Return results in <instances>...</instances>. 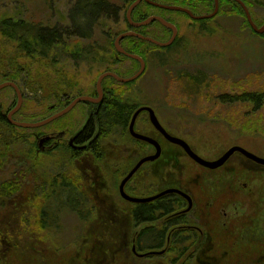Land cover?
<instances>
[{
	"label": "rangeland",
	"instance_id": "obj_1",
	"mask_svg": "<svg viewBox=\"0 0 264 264\" xmlns=\"http://www.w3.org/2000/svg\"><path fill=\"white\" fill-rule=\"evenodd\" d=\"M109 1L125 4L118 22L108 17L96 25L86 19V31L92 34L83 40L82 46L86 47L84 51L91 49V52L87 56L83 50L72 51L77 54V61L67 52L28 56L15 41L0 34V82H15L22 95V104L13 112L12 119L44 118L62 106L60 95L64 92L71 88L77 89L75 93L91 91L99 73L112 70L130 76L139 68L138 62L123 55L117 57L115 52V37L130 30L126 11L131 0ZM157 1L163 4L171 0ZM197 1L198 14H207L213 8L212 2L207 6L202 0ZM249 2L251 17L261 27L264 0ZM85 5L86 1L82 6ZM73 6V0H0V13L41 26L65 27L75 33L72 35L75 39L80 32H75L70 18ZM136 9L140 13L145 11L142 4ZM167 10L148 9V13H141L142 19L155 14L173 23L177 27L175 46L164 50L154 44H139L128 37L121 39L124 48L144 54L146 67L130 87L122 86L114 95L122 96L131 106H151L162 125L183 137L202 157L212 160L235 144L264 156V102L257 107L250 102L221 103L217 99L223 93L233 95L244 91L264 95V31H254L242 9L232 2L219 3L216 16L205 22L178 10ZM92 14L96 16V12ZM132 17L135 16L132 14ZM139 32L160 40L171 35L157 22L142 26ZM195 77L203 85L200 90L191 89L189 78ZM109 81L110 78L104 81L107 89L111 88ZM16 99L13 87L0 89V104L7 115L16 105ZM80 108L71 114L79 113ZM60 122L57 119L53 124ZM138 123L142 128L152 127L146 111L140 114ZM15 126L19 134L7 139L9 143L0 138V191L3 185L13 187V183L19 189L11 195L0 192V264H264V168L236 155L223 168L210 172L182 153L162 164L160 174L152 173L151 167L146 168L148 192L160 188V177L171 176L192 191L201 192L199 203L203 207L213 200L217 209L211 217L209 237H202L204 252L186 253L174 263L175 252L140 258L132 246L140 227L146 224L134 225V204L109 192L108 183L112 179L103 175L96 178L93 174V181L89 176L83 180L80 177L81 184L84 182L88 187L86 191L105 185L103 195L99 194L97 199L91 197L90 205L94 209L89 221L80 219L71 212L70 205L64 204L54 212L57 217L51 226L37 229L38 207L48 201L43 197L50 181L59 173L77 174L78 169L79 175H85L89 168L98 170L100 162L109 170L116 146L106 143L107 155L104 157L101 153L97 164L94 161L97 152L77 161L61 149L37 152L39 139L33 138V130ZM82 168L86 169L81 172ZM242 182L248 184L246 188ZM228 192L235 205L227 208L231 216L226 217L221 212L220 201ZM56 202H52L55 208L59 207ZM248 222H254L251 231L243 226ZM192 249L195 248L189 251Z\"/></svg>",
	"mask_w": 264,
	"mask_h": 264
},
{
	"label": "flooded vegetation",
	"instance_id": "obj_2",
	"mask_svg": "<svg viewBox=\"0 0 264 264\" xmlns=\"http://www.w3.org/2000/svg\"><path fill=\"white\" fill-rule=\"evenodd\" d=\"M131 18H133L132 13H131ZM141 20H137L133 18L134 22H140ZM127 25L130 30L133 31L139 30V27H135L133 25V22L129 20L127 22ZM91 34L92 33L85 34L82 37V40L89 38ZM125 50L130 53L135 52V51H130L126 48ZM116 54L117 57L118 55L125 56L123 53L120 54L117 52ZM109 77L111 80L109 81V85H111L110 89L109 88L107 89V86L104 85V81L106 79L104 78L101 81L100 89L98 88V86H96V82H95V84L91 88L92 90L89 92L78 91L75 93L74 91L77 89L74 88H71L70 91L64 92L63 94L60 95L62 106H60V108L57 109V111L67 108L68 105L76 101L78 97H88V98L91 97L92 100L91 99L79 100L65 114L57 117L56 119L51 120L50 122H47L44 125L30 128L34 132V134L32 135L33 138L39 139V143H38L39 146L37 148V152L57 151L61 149L63 152H66L69 156L71 155L73 160H77V161H79L81 158L92 156L93 153L97 152L94 157V161L96 162L94 163L97 164L98 163L97 160L100 159L101 153L103 154L104 157L105 155H107L104 149V145L106 143H109L112 146H116L113 150L116 152V156L114 155L110 159V163H112V166H110L109 170L106 168L105 165H102L100 162L99 167H97L98 170H96V168L94 167L89 168V171L85 172L86 173L85 175L84 174L79 175L80 174L79 169L77 174L76 173L69 174L66 172L59 173L56 175L57 179H55L54 177L49 183V184L53 183L51 185V187H53L54 189L53 193L54 195L56 194L60 195V193H57V191L60 190L59 186L60 183H62L61 180H63L64 182V188L66 189V192L68 191L69 193L66 196L61 195L60 197H58L59 196L58 195L57 197L54 196L50 198H53L58 201L61 200L66 201L70 199L71 202L72 200H75L76 202H83V201L90 202L91 197L92 199L99 198L100 197L99 194L102 195L104 194L105 191L104 184L100 185L99 189L93 188V190L88 189L87 191L86 189L88 187L86 186V184H84V182L81 184L82 182L80 178L81 176H82V180L83 178L85 179V177L87 178L89 176L90 180L93 181L95 179L93 174H95L96 178L100 175H103L106 176L107 179L108 178H110V180L112 179L111 183L107 182L109 184V187L107 188L108 191L111 192L114 196L118 195V197L125 200L121 195V190H120L121 181L126 177L128 172L137 165L139 160L147 157L148 155H153L157 152L155 145L153 143L140 139L136 136L134 137L131 133V129H129L134 112L141 106H137V107L134 106L133 110L128 112L126 116V120L124 121L123 124H113L108 126L106 125V123L104 124L102 119H100L103 104L109 102L110 100H112V98L118 97V96H113V94L116 92L118 88L125 86L124 84H121L118 80H116L113 76H109ZM80 105L83 106L82 109L80 108ZM75 108L76 109L80 108L79 113L76 112L74 114H71V112L75 110ZM55 113H52L44 118L37 119L35 121L45 120L47 117ZM140 114L141 112H139L136 115V119L133 125L134 132L145 136L147 135L152 139L156 140V142L159 143L160 146L159 148L160 153L158 157L155 158L154 160H147V162L144 161L139 166H137V169L133 172L132 176L128 178L124 183L125 184L123 187L124 193L126 195L128 194L135 198L149 197V196L159 195L160 192L164 190L176 188L181 192L186 193L187 196L183 194L181 195L176 192H171V193L160 194L158 197L149 200V202L136 203L129 200H125V201L132 202V204H134L135 207L132 209V212L137 209L138 204L146 203L155 206V204L160 202V200L169 199V201H171L172 208L168 210L153 209L154 218L151 220V227H154L160 232L163 231V236L161 237L162 247L153 248L154 254H163L164 252L167 251V252H171L172 254L175 252L176 256L180 257L182 255H185L186 253L187 255H192V254L196 255L197 251L204 252L205 248L203 247L202 244L203 238L209 237V233H211V225H212L211 217L216 215L214 213V210L217 209L216 206H213L215 202H213V200L208 201L207 205L203 207L202 204L199 203L200 199L202 198L201 192L199 193L198 191H192L186 186L181 185L182 182H180L178 179H173L171 176L170 178H167L164 175H163L164 178L160 177V182H162L160 188L156 190H149L148 192L146 168L151 167L150 169L152 173L160 174L163 166L162 164L169 162L170 159L173 158L174 156L178 157L182 153L185 156H187V158L190 159V157L185 152L184 148L164 138V136L160 133V131H158V129L154 127H146L148 128L147 131L146 128H142V124L138 125ZM57 119H60L61 122L58 125L53 124ZM35 121H30V122H35ZM42 127L45 128L43 129V131L40 132L36 131V129H41ZM149 129L151 130L149 131ZM166 130L170 134L177 136L173 134L169 129L166 128ZM190 148L193 147L190 145ZM193 150L198 155H200L195 148H193ZM236 155L240 157V159L242 158L243 161H249L257 167L259 166L264 168L262 164L255 163L248 157H244L239 152H235L230 157L232 158V156H236ZM230 159H228L225 162V164ZM191 160L195 164L200 166L203 170H208L210 172H214L215 170L221 169L225 166L224 164L220 167L210 169L205 166H201L194 159ZM244 168L247 167L245 166ZM85 169L86 168H82L80 170L82 172ZM64 178H67V180H64ZM54 180L56 181V184H54L53 182ZM110 185H112V188L110 187ZM247 185L248 184L246 182H242L243 188H246ZM229 189L230 191H232L233 194L235 193V191L232 190L230 187ZM188 197L190 198V202ZM220 202H221V212L226 217L227 215L231 216V213H228L227 208H229V206L231 205H232L231 207H234L235 203L234 201H232V197H230V193L228 192L225 199ZM217 211L219 212L220 209L218 208ZM252 224H254V222H248L247 225H243V226L246 227V230L247 228H249L251 231ZM191 247H194L195 249L189 251ZM151 250L141 251L140 253H143L145 256H149L153 254L152 252L148 253ZM155 251H162V252H155ZM134 253L137 254L138 257L142 256V255L139 256L136 251Z\"/></svg>",
	"mask_w": 264,
	"mask_h": 264
},
{
	"label": "trees",
	"instance_id": "obj_3",
	"mask_svg": "<svg viewBox=\"0 0 264 264\" xmlns=\"http://www.w3.org/2000/svg\"><path fill=\"white\" fill-rule=\"evenodd\" d=\"M85 1L87 2V5L82 6L83 2ZM132 1L133 0H131V2ZM202 1H203V4H206L207 6L209 3L212 2L213 8L211 9V11L214 9V5H215L214 0H202ZM243 1L247 4L248 8L251 7V2H249V0H243ZM73 2H74V6L70 9L71 10L70 18L74 25L75 32H80V35L76 36L75 39L72 38V35H74L75 33L69 32L67 28L65 27L64 28L56 27V26L49 27L46 25L41 26L38 24H34L32 22L28 23L21 17L17 18L15 15H10V14L5 15L3 13H0V34L3 37L7 38L8 40L15 41L18 45V48L22 50L28 56H32L33 54H36V55H40L44 57V56H51L54 52H58V53L67 52L68 54H71L72 57L77 61V58H78L77 54H75V52H72L76 50L77 51L83 50L82 53L89 56L91 49H87L86 51H84L86 47L82 46L84 45L82 37L88 32L86 31V28H85L87 26L86 19L91 20L92 24L96 23V25H98L100 19H106V18L108 19V17L118 22L119 14L121 10L125 8L124 7L125 4H111L109 0H97L98 3L97 2L95 3L93 0H73ZM196 2L198 1L197 0H171L169 3H166V4H171V5L177 4V5H182L184 7L187 6L189 9L192 10L194 14L196 13L198 14L196 10L198 9V7H196ZM218 2L220 3V5L225 2L226 3L232 2L239 9H242L241 5H239L234 0H218ZM141 4L145 8V11L141 12L142 14L143 12L146 13L148 9H152V8H156L162 11L163 9L165 11L167 10L165 8L162 9L157 6L150 5L149 3L144 2V1L141 2ZM135 9L132 12L133 16H135L133 18L137 20H141L143 17L142 14L140 12H137L138 10L136 9L137 10L136 11ZM92 11L96 12L95 17L93 16ZM135 11H136V14H135ZM167 11H170V10H167ZM183 14L185 15L186 13H183ZM202 20H203L202 22H205L207 19L205 20L202 19ZM157 23L159 24L161 28L163 29L166 28V27H163L159 22ZM168 30L171 32L170 29ZM141 33H144V32H141ZM169 37L165 38L164 40H168ZM128 38L130 40L131 39L137 40L139 44L147 43V45H153L152 43L148 41L140 40L136 37H131V38L128 37ZM164 40L162 39V41ZM176 41H177V38L175 39L172 45L165 47L164 50L170 49L173 46H175ZM73 47H75V49ZM130 51H134V50H130ZM135 52L137 51L135 50ZM141 56L144 57L145 59L144 54H142ZM196 78L197 77L189 78V81L192 82L191 84L193 85L191 89L196 88L197 90H200V87L203 85H200L199 83L200 80L197 81ZM113 96L115 95L113 94ZM217 99L221 103L222 102L224 103L250 102L254 104L255 106L259 107L264 102V95L257 93V92L244 91L243 93L233 94V95H230L228 93H223L222 95L218 96ZM133 107L134 106H131L129 101L125 102V100L122 99V96L112 98V100L103 104L100 119H102L104 124L106 123V125L108 126L113 125V124H123L124 121L126 120V116L128 112L133 110ZM6 115H7L6 112L3 110L0 104V129L3 132L2 133L3 135L0 134V138H2V141L4 140V142L9 143L10 141H8L7 139L13 138L14 136L18 135L19 132L17 131L18 128L15 125H12L11 123L7 121ZM55 179L57 178L55 177ZM64 180H67V178H64ZM61 181L62 183H60V186H59L60 190L57 191V193H60V195L59 194L54 195L53 193L54 189L53 187H51L53 183L49 184V188L46 191V196L43 197L48 201L44 204H41L38 207L39 212L37 213L36 221H37V229L39 231L47 229L49 226H51V224H53L56 221V219L54 218L57 217L56 216L57 214L54 212L57 209L60 210L64 204L70 205L69 209H71V212L76 213L77 216L85 222L89 221L90 218L93 217L94 208H92V206L90 205V202H86V201L76 202L75 200H72L71 202L70 199L66 201L65 200L58 201L53 198L52 199L50 198L49 200V197H54V196L57 197L58 195H59L58 197H60L61 195L62 196L68 195L69 192L68 191L66 192V189L64 188V182L63 180ZM53 182L54 184H56L55 180ZM15 186L16 185L14 183H13V187L3 185L1 187L0 192L2 194H5L6 192V195L15 194L19 190L17 187L15 188ZM53 201H57L56 205H58L59 207L55 208L54 207L55 204L52 203ZM170 208H172V206H171V201H169V199L160 200V202L155 204V206H153L152 204H146V203L137 205V209L132 212V217H133L135 226L139 227L142 224H146L143 227H140V230L135 237V245L139 251L140 250L148 251L153 248L162 247L161 237L163 236V231L160 232L154 227H151V220L154 218L153 209L168 210ZM53 215L55 217H53ZM0 239H1V234H0ZM152 253L154 254V252ZM178 258L179 257H175L173 260V263L174 261H178L179 260Z\"/></svg>",
	"mask_w": 264,
	"mask_h": 264
},
{
	"label": "water",
	"instance_id": "obj_4",
	"mask_svg": "<svg viewBox=\"0 0 264 264\" xmlns=\"http://www.w3.org/2000/svg\"><path fill=\"white\" fill-rule=\"evenodd\" d=\"M141 1L142 0H134L133 2H131L130 6H129V9L127 10V13H126V17L128 18V20L133 22V25L135 27H140L142 25H148V24L152 23V21H159L163 26L171 29V31H172L171 36L169 37L168 40L163 42V41H160L158 39L151 38L149 36L140 34V33L135 32V31H129V32L120 33V35L117 36L115 38V40H114L115 41L116 50L118 52H120V53L121 52L124 53L126 56H128L130 58L136 59L138 62H140V68L132 76H129V77H123V76L121 77V76H119L118 74H115L112 71H110V72H108V71L102 72L100 74L97 82H96V86H98L99 89L101 87L100 86L101 81L107 76H113L116 80H118L119 82L122 83V82L132 81L133 79H135L138 76H140L142 74V72H143V69L145 67L144 59H142L141 56H139L138 54L129 53V52L125 51L123 49V47L121 46V44H120V39H122V38H124L126 36H130V37L131 36H135V37H137V38H139L141 40L143 39V40L149 41L151 43H155L156 45H158L160 47L169 46L175 40V36L177 35V27H175L171 22H169L164 17H160L158 15L152 14V16H148L146 19H143L140 22H134L132 20V18L130 16L131 12L135 8V6H137L139 3H141ZM145 1H147L151 5H154V6H157V7H160V8H166V9H169V10H178V11H181L183 13L186 12L193 19H196V18L197 19H205L207 17H212V16L216 15V13L218 11V7H219L218 0H214L215 7H214L212 12L207 13V14H196L195 15L187 7H182V6L175 5V4L174 5H169V4H164V3L161 4V3L155 2L153 0L152 1L151 0H145ZM234 1L238 2L242 6L243 11L246 14L247 21L250 24V26L253 28V30L256 31L257 33H263V31H264V22H263V25L261 27H258L254 23V21H253V19L251 17V13H249V9H248L247 5L245 4V2H243L242 0H234ZM7 86L13 87L16 90V94H17V103L13 107V109L9 111V114L7 115V120L9 121V123L15 124V125H17L19 127H22V128H25V127L33 128V127H36V126L44 125L47 122H50L51 120L56 119L58 116H61V115L65 114L66 112H68V110L76 102H78L79 100H90L91 99V97H89V98L88 97H78V99L76 101H74L72 104L68 105L67 108H64L63 110L58 111L57 113L47 117L45 120L35 121V122H29V121H24L23 122V121H17V120L12 119L13 112L16 111L22 104V95H21L20 89H18L17 84L15 82H13V81L0 82V89L3 88V87H7ZM145 110L148 113V117H149V120H150L152 126L154 128H156V129H158V131H160V133L164 136V138H166L167 140H170L171 142L176 143L179 146H181L182 148H184L185 152L189 155V157L191 159H194L201 166H205V167L210 168V169H214V168L220 167V166L224 165L225 162L230 158V156L233 155L235 152H239L244 157H248L249 159H251L255 163H257V164L259 163V164H262L264 166V157L259 156V155L257 156L256 154H254L253 152H251L247 148H244L243 146H240V145H237V144H235L234 146L228 148L226 151H224V153L222 155H220L219 157H217L214 160H209V159H206V158H202L192 148H190L188 143L183 138H181V137L178 138L176 136L171 135L169 132H167L166 129L160 123L158 116L155 115V112H154L153 108L150 107V106H146L145 105V106H142V107L138 108L134 112V114L132 116L133 118H132L130 126H129V129H131V133H132V135L134 137L136 136V137H138L140 139H143L145 141H149V142L153 143L155 145L157 153H155L153 155H148L147 157L139 160L137 165L132 170H130L128 172V174L126 175V177L121 181V183H120L121 184V188H120L121 195L123 196V198L125 200H129V201L136 202V203H138V202H149V200H152V199L158 197L160 194L171 193V192H176V193H179L181 195L183 194V195L187 196L186 193H183V192H181L180 190H178L176 188H171V189H168V190H164V191L160 192L159 195H154V196H149V197H138V198L132 197V196H130L128 194L126 195L124 193V191H123V187L125 185L124 183L126 182V180L128 178H130L132 176L133 172L137 169V166H139L144 161L147 162V160H154L155 158L158 157V155L160 153V149H159L160 146L156 142V140L152 139L151 137H149L147 135L145 136V135H141L139 133L134 132L133 125H134V122H135V119H136V115L139 112H142V111H145ZM189 202H190V198H189ZM152 252H154V251H152Z\"/></svg>",
	"mask_w": 264,
	"mask_h": 264
},
{
	"label": "bare ground",
	"instance_id": "obj_5",
	"mask_svg": "<svg viewBox=\"0 0 264 264\" xmlns=\"http://www.w3.org/2000/svg\"><path fill=\"white\" fill-rule=\"evenodd\" d=\"M128 9H129V8H128ZM128 9H127V10H128ZM126 13H127V11H126ZM154 15H155V14H154ZM15 91H16V90H15ZM16 100H17V99H16ZM6 118H7V115H6ZM14 120H16V119H14ZM7 121H8V120H7ZM8 122H9V121H8ZM23 122H24V121H23ZM11 124H12V123H11ZM12 125H13V124H12ZM26 128H27V127H26Z\"/></svg>",
	"mask_w": 264,
	"mask_h": 264
}]
</instances>
